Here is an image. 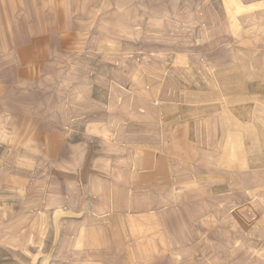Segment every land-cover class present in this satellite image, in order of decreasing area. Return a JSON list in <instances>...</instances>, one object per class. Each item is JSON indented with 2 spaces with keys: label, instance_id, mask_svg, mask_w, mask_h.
I'll return each mask as SVG.
<instances>
[{
  "label": "crops",
  "instance_id": "0c3cea01",
  "mask_svg": "<svg viewBox=\"0 0 264 264\" xmlns=\"http://www.w3.org/2000/svg\"><path fill=\"white\" fill-rule=\"evenodd\" d=\"M19 1L0 0V198L12 197L15 212L50 207L47 224H61V260L89 246L93 231L99 261L244 264L264 232L261 79L229 72L222 92L206 93L213 103L205 109L159 110L162 136L96 151L72 141L30 89L55 57L69 59L53 37L81 36L84 19L75 26L67 9L39 8L58 0H29L41 12L7 18L5 5ZM6 36L13 45L1 42Z\"/></svg>",
  "mask_w": 264,
  "mask_h": 264
},
{
  "label": "rangeland",
  "instance_id": "374dc122",
  "mask_svg": "<svg viewBox=\"0 0 264 264\" xmlns=\"http://www.w3.org/2000/svg\"><path fill=\"white\" fill-rule=\"evenodd\" d=\"M20 1L5 5L7 18L50 8L54 14L67 9L75 26L84 19L81 36L53 37L69 59L55 57L53 70L30 86L44 98L41 110L81 146L97 151L135 147L143 135L154 140L163 131L159 110L205 109L213 103L206 93L222 92L223 77L232 71L244 72L247 82L261 79L264 94V0H58L39 5V11L29 0ZM3 41L13 45L14 37ZM12 202L0 198V264H117L92 259L93 240L99 238L93 231L89 246L61 260V224H47L50 207L28 203L25 212H15ZM244 264H264V232Z\"/></svg>",
  "mask_w": 264,
  "mask_h": 264
}]
</instances>
